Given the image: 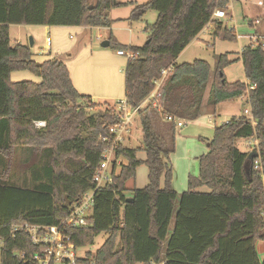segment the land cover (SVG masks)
I'll list each match as a JSON object with an SVG mask.
<instances>
[{
  "label": "trees",
  "instance_id": "16d2710c",
  "mask_svg": "<svg viewBox=\"0 0 264 264\" xmlns=\"http://www.w3.org/2000/svg\"><path fill=\"white\" fill-rule=\"evenodd\" d=\"M227 2L149 0L134 5L130 21L141 20L148 10L156 11L157 18L146 26L149 35L141 46L108 39L114 49L139 52L124 67V98L133 106L139 104L162 77L161 69L171 67L158 88L162 115L195 119L212 68L203 59L182 63L176 59L214 10ZM129 3L133 2L0 0V264H38L34 256L42 254L44 246L33 244L13 225H55L67 215L69 207L93 188V175L108 145L99 137H108V127L119 118L114 106L97 105L78 93L63 59L37 62L28 44L11 43L8 26L109 27L107 11ZM212 23L215 35L235 37L232 29L221 28V21ZM239 59L248 82L228 83L223 69L232 60L220 54L206 103L213 109L246 94L253 121L242 114L217 125L208 151L198 158V176L190 175L187 190L178 193L171 186L173 147L166 146L146 109L141 110L142 146L116 148L110 181L94 194L87 224L66 230L76 248L92 245L100 233H108L104 243L95 252H86L78 264H264L255 247L264 240V46L250 43ZM16 70H29L40 80L13 82L10 74ZM101 105L104 108L88 111ZM39 120L45 121L44 127L34 126ZM169 131L174 144V125ZM251 137L257 145L239 150L236 142ZM18 149L39 157L27 166L32 187L9 181L11 159ZM138 150L145 151L144 160L137 157ZM253 150L257 157L249 159ZM141 163L148 168V183L127 196L126 183ZM202 186L209 191L195 190Z\"/></svg>",
  "mask_w": 264,
  "mask_h": 264
},
{
  "label": "rangeland",
  "instance_id": "374dc122",
  "mask_svg": "<svg viewBox=\"0 0 264 264\" xmlns=\"http://www.w3.org/2000/svg\"><path fill=\"white\" fill-rule=\"evenodd\" d=\"M128 1V0H127ZM133 3H129L125 6H120L116 8H112L108 12V19L111 20L110 29L105 30L103 28H88L85 30H81L79 33L74 29L65 28H56V34H48L43 28L40 26H35L33 28H20V32H22V40L26 44H28L31 49L32 59L37 62H42L47 60L50 55H46L45 50V38L46 36H50L52 40V50L51 56L64 59L66 61L74 60V65L83 67L84 70H88V75L90 80L96 79L98 82L102 81L104 78L100 66L103 65L101 62H95L91 59L90 52L94 50L100 51H112L115 50L111 46L102 47L101 42L106 40L109 36L113 40H118L119 42H123L124 44L130 45H138L141 46L147 40L149 35V31L146 29L148 24H152L156 21L157 12L154 10H148L143 18L138 21H130L128 19L131 10L133 9L135 2L138 4L147 2L148 0H130ZM243 0L234 1V8L232 9L233 13L228 14L227 17L220 18L222 22L226 24L228 29H233L234 38L231 40L224 39L222 33H219L211 43L212 40L209 39L208 33L210 29H212V24H210L206 29H204L199 38L194 39L191 43L186 46L188 47L183 53L180 60H185L186 62H192L195 59H203L210 63V65L215 67L216 57L220 54H226L229 60H232L230 64L226 66L227 70V78L225 77L228 83H232L235 81H240L244 78L243 68L240 61H237L236 52H239V48L242 47L243 44L251 42L250 38H247L246 35L254 34V27L249 25V20L255 17H260L262 21V25L264 26V6L257 5V0ZM90 3H95V0H88ZM112 18V19H111ZM17 26H11L10 28V40L11 42H15L19 36V30L16 28ZM32 32V34H28V32ZM46 32V33H45ZM111 33V35H110ZM21 34V33H20ZM101 34L102 37L98 35ZM57 39L62 41H70L73 44V48L71 50L63 51L62 54H54L55 50V40ZM34 42L31 46L30 41ZM116 40V41H117ZM248 41V42H247ZM118 42V43H119ZM209 42V43H208ZM249 44H246L247 46ZM185 47V48H186ZM80 56V57H79ZM233 57L234 59H231ZM52 58V57H51ZM126 60V57L123 56ZM68 67V66H67ZM70 68L73 66L69 65ZM120 68V67H119ZM13 72H20L22 75V80H34L38 81L39 78L35 76L29 70H16ZM224 73V69H223ZM225 76V74H224ZM233 79V81H229V77ZM31 77V79H30ZM88 88L90 90L96 91L98 85L92 86L89 84ZM21 81V80H20ZM212 81V78H211ZM211 81L209 82L207 89L210 88ZM77 90V88H75ZM206 89V90H207ZM81 95H86L80 90H77ZM124 96L119 95L116 99H102L100 97L91 98L92 103L95 104H103L108 103L109 106L117 107V101L122 99ZM247 100V99H246ZM246 100H228L225 101L221 105L220 110H218L217 115L212 119H206L211 121V123H205L207 127L211 129V137L214 132V126L220 125L222 121L230 119L234 114H243V110L245 108H249ZM99 108H104L103 105L97 106V108L89 109V112H94ZM153 110L146 109V115L149 118H152L158 115L157 113L152 114ZM241 114V115H242ZM162 120L165 117L162 115ZM167 121V120H166ZM186 124H185V123ZM152 123V122H151ZM184 125L181 128L176 127V140H175V150L170 157L171 165H172V180L171 186L175 190L180 187V184H185L188 186V177L198 176L199 174V161L198 156L206 152V139L204 138V134L193 133L187 135V133L182 132L184 130L189 129L190 124L184 119ZM153 126V125H152ZM154 128V127H153ZM154 130H158L156 127ZM162 138H165V134L161 131L158 133ZM179 136H183V138H179ZM127 139L124 142L126 146L131 148H140L142 146V127L140 123L139 115L135 116L134 121L131 126L130 134L126 135ZM168 138V137H167ZM247 139H239L236 142V145L241 151H248L251 148L250 143L247 142ZM168 142V143H167ZM166 146H169L170 139H166ZM18 151V150H17ZM26 154V153H25ZM22 150H19L16 155L11 159V168L10 172V182L17 186H28L32 187V179L30 175H27L30 171L26 167L28 164L35 163L39 160V157L35 155L27 156ZM28 154V153H27ZM28 157V158H27ZM137 157L141 160H144L146 157L144 150H138ZM125 163V161H122ZM119 170V164L117 163L116 171ZM2 171V169H0ZM147 183V166L145 163H141L136 168L135 177L130 179L129 182L126 183V194L129 196L131 194L130 189H133L134 186H144ZM161 183L164 186V180L161 179ZM130 188V189H128ZM188 188V187H185ZM179 190V189H178ZM177 191V190H176ZM108 237V233L103 232L100 233L97 237H95L92 245L77 248L78 256L82 257L86 252H95L106 240ZM1 247V245H0ZM256 250L258 257L262 260L264 258V240H259L256 242Z\"/></svg>",
  "mask_w": 264,
  "mask_h": 264
},
{
  "label": "built area",
  "instance_id": "2783aa9c",
  "mask_svg": "<svg viewBox=\"0 0 264 264\" xmlns=\"http://www.w3.org/2000/svg\"><path fill=\"white\" fill-rule=\"evenodd\" d=\"M227 1V3H229L230 0ZM258 4H264V1H258ZM226 5L214 10L205 28L212 24L214 19H220L226 16ZM255 22L258 23L259 20H255ZM249 38L251 40L250 43H260L264 46V36H259L254 33L250 34ZM50 41V37L45 38L47 48L50 46ZM116 54L125 56L128 60L134 59L139 52L133 51L129 48H122L118 49ZM170 69L171 67L161 69L162 77L155 81V87L139 104L133 106L126 98H122L116 102V110L119 114L118 121L108 127V137H99L100 142H106L108 145L102 151L101 160L93 175V188L69 207L67 215L59 223L55 225H32L29 223L13 225V230L19 229L26 232L33 244L44 246L43 253L34 256V259L37 260L38 264H78L80 256H78L77 248L66 230L68 228L85 226L87 224L86 217L92 210L94 194L97 190L105 187V185H107L110 181L111 165L114 161L115 150L119 145L124 143L127 138L126 135L130 134L135 116L139 115V112L143 109L164 113L163 107L157 100L159 95L158 88L164 75ZM243 114L253 121L249 108H245L243 110ZM164 117L167 121L174 123L179 122L181 119L172 114H165ZM34 126L36 128L44 127L45 121H34ZM257 143V139L254 138V140L250 142V144H252L251 147L257 145ZM117 163H119V161H117ZM254 168H259L258 160L255 161ZM0 245H2L1 239Z\"/></svg>",
  "mask_w": 264,
  "mask_h": 264
},
{
  "label": "crops",
  "instance_id": "0c3cea01",
  "mask_svg": "<svg viewBox=\"0 0 264 264\" xmlns=\"http://www.w3.org/2000/svg\"><path fill=\"white\" fill-rule=\"evenodd\" d=\"M123 1H127V0H123ZM234 1H237V0H230L229 3H227L226 8H225L226 9V16L225 17H227L228 14L233 13L232 9L234 8ZM258 1H260V0H257V5L264 6V4H258ZM262 1H264V0H262ZM135 3L138 4L137 2H135ZM242 3H244V0L242 1ZM111 9H109V10H111ZM109 10L107 11V17L109 16L108 15L109 14L108 12H110ZM217 20L221 21L220 19H217ZM255 20H259V22L256 23ZM212 25L213 26H212V29H210V31L208 33V37H209L210 40H212L211 43L213 44L214 38L217 35H215L216 25L214 23H212ZM249 25L254 27V31H255L254 33L255 34H257L259 36H264V26L262 25V21H261L260 17L257 16L255 18H252L251 20H249ZM11 26H17L16 28H17V30H19V35H20L19 36L20 38H18L15 42H11L13 44L14 43L26 44L22 40L23 38H22V32H20V28H30L31 29V28H33L35 26H40L46 32H48V34L52 33L54 35V34H56V30H57L56 28H65L66 30L74 29V30H76L77 33H79L81 30H85V29H88V28H90V29L91 28H96V29L103 28L105 30H109L110 27H111V26H109V27H98V26L97 27H86V26H49V25H32V24H10L8 26V33L10 32ZM224 27H226V24L221 21V28H224ZM204 29H206V28L204 27L203 30ZM201 32L194 39L199 38ZM28 34H32L33 35V33L31 31L28 32ZM110 35H111V33H110ZM249 35L250 34L246 35V37L249 38ZM98 36L102 37L101 34H99ZM46 37H50V36H46ZM9 38H10V33H9ZM109 38H110V36L106 40H108ZM50 39H51V37H50ZM194 39H193V41H194ZM117 42H119V39L117 40ZM119 43L122 44V45L130 46V44H124L121 41ZM191 43L189 44L188 47L191 46ZM246 44H250V42H248ZM246 44H243L242 47L239 48V52H236V56H233L234 58H236L237 61H240L241 64H242V62L239 59V57H240L241 50L243 49V47H245ZM45 46H46V43H45ZM131 46H133V45H131ZM134 46H138V45H134ZM188 47H186L179 54V56L176 59V62H178V63L186 62L185 60H183V61L180 60V58L182 57L183 53L185 52V50ZM45 48H46V50H45L44 54L50 55L48 57V59H51V57L53 58V56H51V54H50L51 50H52V40L50 41V46L48 48L47 47H45ZM72 48H73V44L70 41H62V40L57 39V37H56L54 54H58V53L62 54L63 51L67 52L68 50H71ZM117 50L118 49H115V50H112V51L94 50L93 52H90L92 60H94L95 62L103 63V65L100 66V69L102 71V74H103L104 78L100 82H98L96 79L90 80L89 75H88L89 71L88 70H84L83 67H81V66L78 67V66L74 65L73 64L74 60L67 61V65L66 66H68L67 68H68L69 75H70V78H71V81H72L74 87L77 88V90H80L83 93H86V95L89 96L90 99L93 98V97H100L102 99H108V98L116 99L117 97H119V95L124 96V67L126 65L127 59L125 60L123 58V56L117 55L116 54ZM30 51H31V49H30ZM233 57H230V58L234 59ZM59 58H61V57H59ZM64 62L66 64L65 60H64ZM69 65H71L73 67L70 68ZM211 68H212V66H211ZM242 68H243V65H242ZM213 70H214V67L211 69L210 81H211V78H212V75H213ZM243 73H244V70H243ZM224 74H225L226 79H228L227 78L228 73H227L226 67H224ZM228 77H229V81H233V79L230 78V76H228ZM10 79L13 82H18L20 80L22 81L23 78H22V75H21L20 72H17V73L16 72H11ZM30 79H31V77H30ZM39 80H40V78H39ZM89 80H90L89 84H91L92 86L96 87L98 85V88H97L96 91L90 90V88H88V81ZM31 81L38 82V81H35V79L31 80ZM240 81H242L244 83L248 82V80H247V78L245 76ZM208 93H209V88L204 93L202 106H201V111H200L199 115L195 119L186 120L190 124V127H189V129L182 131V132L187 133V135L193 134L195 132L196 133H200V134H204V138L206 139V152L208 151V141L212 138L211 137V129L206 126V124L208 122L211 123V121H209V120L206 121V119H212L213 120L215 115H217L218 110H220L221 105L223 103H225V101H223V102L217 104L213 109H211L206 103L207 102V98H208ZM247 98H248L247 95L244 94V95L236 98L235 100H238V99L239 100H244V99L246 100ZM154 113H157L158 115H156L155 117L153 115V117L150 118L151 122H152V125H153L154 128L156 127L158 129V130H155L157 133H159L161 131L162 133L165 134V140L166 139H168V140L170 139V144H169L168 148L171 147V146L173 147V151L169 155L171 157L173 152H174V150H175V140H176L175 128L176 127L181 128L184 125V123H185V122L183 123L184 119H180L179 122H175L174 123V122H171V121H166V119L162 120V117H160V116H162V113H160L158 111H155L152 114H154ZM241 114H234V116H240ZM227 120L222 121L220 124H223ZM172 125H174V144L171 143V133L169 131V129L171 128ZM216 126H214V128ZM179 138H183V136H181V137L179 136ZM126 139H125V141H126ZM247 140H248L247 142L250 143V142H252V140H254V138L251 137V138H248ZM122 145L126 146L125 143H123ZM126 147H128V146H126ZM248 150H250V149H248ZM18 151H19V149H18ZM205 153H203V154H205ZM203 154H201V155H203ZM200 156H198L197 158H199ZM147 176H148V168H147ZM161 179H163V177H161ZM127 182H129V180ZM147 183H148V177H147ZM147 183H146V185H147ZM146 185L139 186V187L134 186L133 188H143ZM160 187H163V185L161 183V180H160ZM185 187H188V186H186L185 184H182V183L180 184L179 188H176V185L174 186L175 190H177L178 193L186 191L187 188H185ZM128 189H130V188H128ZM195 190L196 191H201V192L209 191L205 186L199 187V188H197ZM255 247H256V245H255Z\"/></svg>",
  "mask_w": 264,
  "mask_h": 264
},
{
  "label": "water",
  "instance_id": "95a60500",
  "mask_svg": "<svg viewBox=\"0 0 264 264\" xmlns=\"http://www.w3.org/2000/svg\"><path fill=\"white\" fill-rule=\"evenodd\" d=\"M33 44V42H32V40L30 41V46ZM101 46L102 47H106V46H109V41L108 40H104V41H102L101 42ZM255 157H257V152L256 151H251L250 153H249V155H248V158L249 159H253V158H255ZM127 201H131L132 200V198H127L126 199Z\"/></svg>",
  "mask_w": 264,
  "mask_h": 264
}]
</instances>
